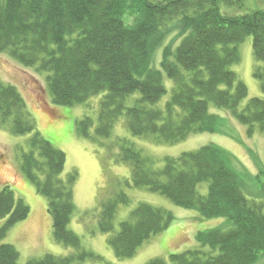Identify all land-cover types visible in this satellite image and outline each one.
Segmentation results:
<instances>
[{
	"label": "trees",
	"instance_id": "trees-1",
	"mask_svg": "<svg viewBox=\"0 0 264 264\" xmlns=\"http://www.w3.org/2000/svg\"><path fill=\"white\" fill-rule=\"evenodd\" d=\"M220 3L243 0H0V51L26 66L49 72L54 103L72 105L104 92L99 123L85 116L76 124L80 135L96 139L110 135L118 117L125 114L135 135L153 134L169 144L202 132H222L225 118L210 111L212 102L229 110L248 126L264 133V99L255 96L244 107L247 85L230 65L240 60L236 44L253 36L255 57L264 62V10L231 15ZM162 47L160 67L153 65ZM164 73L175 86L166 109L156 103L167 91ZM254 75L264 92V68ZM141 97L127 106L126 96ZM0 122L11 124L15 134H31V148L22 153L21 169L48 199L56 241L76 248L68 256L47 254L25 264H70L97 257L83 249L79 236L69 229L75 209L73 186L77 174L63 178L66 153L36 129L20 90L0 79ZM122 161L132 165V184L169 197L174 203L197 209L205 217L226 216L228 230L214 227L196 238L210 249H189L172 254L174 264H253L264 253V205L248 199L242 176L229 165L230 154L207 144L178 156H167L162 167L132 144L124 147ZM209 182L207 194L198 184ZM121 192L104 200L99 229L110 233L109 243L118 257L133 256L151 235L166 229L174 215L142 202L115 231L114 217ZM30 206L16 198L11 184L0 190V264H20L17 247L3 242L10 228L25 220ZM114 264V263H107ZM147 264H166L154 258Z\"/></svg>",
	"mask_w": 264,
	"mask_h": 264
},
{
	"label": "rangeland",
	"instance_id": "rangeland-1",
	"mask_svg": "<svg viewBox=\"0 0 264 264\" xmlns=\"http://www.w3.org/2000/svg\"><path fill=\"white\" fill-rule=\"evenodd\" d=\"M219 7L224 13L240 15L253 10H264V0H243V3L234 5L220 3ZM236 45L240 60L231 64L230 68L248 87V96L241 102V107H244L252 97L264 99L261 80L254 75L257 67L264 68V62L254 55L252 35H247ZM161 50L162 47L156 50L153 61V65L158 68ZM48 73L35 66L23 65L7 52L0 51V79L20 90L34 118L36 129L56 148L66 153L62 177L66 178L74 172L77 174V181L73 186L75 209L68 227L79 236L83 249L97 257H88L70 264H147L154 258H161L166 264H174L172 254L189 249H210L197 240L199 231L214 227L228 230L233 226L226 216L205 217L197 209L177 205L164 194L134 186L131 181L132 165L121 159L124 147L128 144L152 158L158 167L164 165L167 156H178L184 151L216 144L230 154L229 165L242 176L245 196L264 205V133L258 126L249 134L248 126L234 118L229 110L210 102V111L226 119L222 124V132L194 133L185 140L169 144L156 141L153 134H133L125 114H122L112 126L110 135L88 138L77 132L76 124L89 116L94 122L92 131L95 130L99 123L100 102L104 92L90 96L85 102L56 104L48 86ZM164 84L166 93L156 103H147L148 106L163 111L166 109L175 86L174 80L166 73ZM140 97V91H135L126 96L125 103L131 106ZM30 137L31 134H15L9 122H0V190L7 183L11 184L16 198H22L30 206V219H25L29 221L17 222L19 225L16 223L15 227L12 226L10 237L7 236L3 241L17 247L21 264L47 254L68 256L77 252L76 248L56 241L53 225L47 217V213L50 215L48 199L38 193L35 183L21 169L22 153L31 148ZM208 187V181L198 184L199 192L204 195L207 194ZM121 192L128 195L130 201L118 205L114 217L115 231H119L121 222L128 219L132 210L142 202L161 207L174 215L173 222L166 229L151 235L130 257H118L109 243L110 233L99 229L103 201L114 198ZM5 221L6 219H1L0 226ZM51 240L58 242L64 249H52ZM253 264H264V253Z\"/></svg>",
	"mask_w": 264,
	"mask_h": 264
},
{
	"label": "crops",
	"instance_id": "crops-1",
	"mask_svg": "<svg viewBox=\"0 0 264 264\" xmlns=\"http://www.w3.org/2000/svg\"><path fill=\"white\" fill-rule=\"evenodd\" d=\"M47 213V212H46ZM47 217H48V219H49V222H50V224L52 223V217H50V215H48V213H47ZM29 219H30V216L28 217ZM29 219L28 220H24V222H27V221H29ZM21 223H23V222H21ZM18 224V223H17ZM16 224V225H17ZM19 225V224H18ZM15 227V226H14ZM12 229H13V227L10 229V231L8 232V237H10V235H11V232H12ZM16 241H17V243H18V239H16ZM56 243V244H55ZM56 245H58V246H56ZM18 248H19V245H18ZM51 248L52 249H54V250H56V251H61V250H63L64 248L60 245V244H58V242H55L54 240H51ZM20 249V248H19ZM43 252V251H42ZM20 253V252H19ZM21 264V263H20Z\"/></svg>",
	"mask_w": 264,
	"mask_h": 264
}]
</instances>
